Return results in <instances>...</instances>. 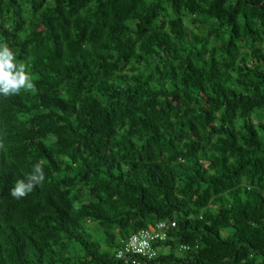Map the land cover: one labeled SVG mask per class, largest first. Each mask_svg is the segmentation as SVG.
I'll return each instance as SVG.
<instances>
[{
  "label": "trees",
  "instance_id": "1",
  "mask_svg": "<svg viewBox=\"0 0 264 264\" xmlns=\"http://www.w3.org/2000/svg\"><path fill=\"white\" fill-rule=\"evenodd\" d=\"M36 93L0 94V264H264V0H0ZM40 164L27 196L10 190Z\"/></svg>",
  "mask_w": 264,
  "mask_h": 264
},
{
  "label": "clouds",
  "instance_id": "2",
  "mask_svg": "<svg viewBox=\"0 0 264 264\" xmlns=\"http://www.w3.org/2000/svg\"><path fill=\"white\" fill-rule=\"evenodd\" d=\"M22 89L32 94L37 91L33 78L28 72V66L24 62H17L15 54L6 43L0 44V94L4 96L19 94ZM0 147L3 145L0 144ZM44 179L41 165L36 164L31 174L15 182L10 195L16 199L23 198Z\"/></svg>",
  "mask_w": 264,
  "mask_h": 264
},
{
  "label": "built area",
  "instance_id": "3",
  "mask_svg": "<svg viewBox=\"0 0 264 264\" xmlns=\"http://www.w3.org/2000/svg\"><path fill=\"white\" fill-rule=\"evenodd\" d=\"M175 226V222H161L156 227L133 234L117 253V258L131 264H148L157 255L153 244L157 240H167L168 230Z\"/></svg>",
  "mask_w": 264,
  "mask_h": 264
}]
</instances>
